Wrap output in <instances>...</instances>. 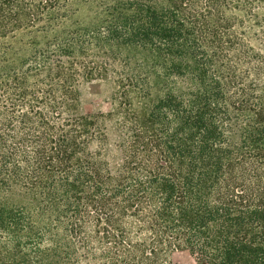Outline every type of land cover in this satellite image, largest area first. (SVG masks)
<instances>
[{
    "label": "trees",
    "instance_id": "1",
    "mask_svg": "<svg viewBox=\"0 0 264 264\" xmlns=\"http://www.w3.org/2000/svg\"><path fill=\"white\" fill-rule=\"evenodd\" d=\"M182 252L264 264V0H0V264Z\"/></svg>",
    "mask_w": 264,
    "mask_h": 264
},
{
    "label": "rangeland",
    "instance_id": "2",
    "mask_svg": "<svg viewBox=\"0 0 264 264\" xmlns=\"http://www.w3.org/2000/svg\"><path fill=\"white\" fill-rule=\"evenodd\" d=\"M110 87L107 82H91L78 87L66 103L65 113L100 114L110 110ZM171 264H198L188 253H174Z\"/></svg>",
    "mask_w": 264,
    "mask_h": 264
}]
</instances>
